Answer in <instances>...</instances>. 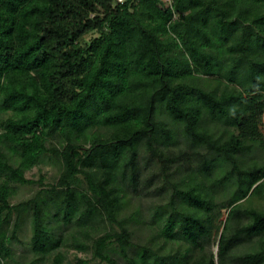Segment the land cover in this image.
Here are the masks:
<instances>
[{
	"label": "trees",
	"instance_id": "trees-1",
	"mask_svg": "<svg viewBox=\"0 0 264 264\" xmlns=\"http://www.w3.org/2000/svg\"><path fill=\"white\" fill-rule=\"evenodd\" d=\"M173 5L0 0V264H26L13 244L27 219L28 264H64L67 249L108 264L117 249L128 264H264V0ZM141 150L173 186L142 246L122 216ZM46 154L62 164L56 184L13 204Z\"/></svg>",
	"mask_w": 264,
	"mask_h": 264
},
{
	"label": "rangeland",
	"instance_id": "rangeland-1",
	"mask_svg": "<svg viewBox=\"0 0 264 264\" xmlns=\"http://www.w3.org/2000/svg\"><path fill=\"white\" fill-rule=\"evenodd\" d=\"M261 130L264 133V118ZM49 145L62 147L63 142L59 136H56L49 139ZM253 156L256 161L259 159V153H254ZM139 165L141 168V177L139 179V183L137 184V188H130L128 186V182L124 185V190L127 192V205L125 206L122 216L133 217L131 220L128 218V220L132 222L130 227L134 230L132 239L135 244L145 245V241H148L151 234L156 233L158 230L160 218L162 219L164 215L167 214L168 210H171L170 203L173 195V186L166 183L163 175L160 174L157 159L142 150L140 152ZM61 171L62 164L57 157H53L51 154H46L42 163L28 171L26 174L28 178L35 180L37 183L34 185H19L17 194L11 199L12 203L17 204L21 201L32 198L39 190L49 188L51 185L56 184ZM153 174L158 175L154 178L152 186H149L147 184L148 178ZM79 184L80 191L87 185L83 177H81ZM256 202L257 206L261 205L260 201ZM228 213L229 208L222 209L219 224L223 225L228 218ZM13 223L14 222H12V224ZM113 229L119 230V227L115 225ZM61 230L65 232L66 235H69L72 228L68 225L62 224ZM110 230H112V226H110V224L102 223L99 227L98 234H104L106 231ZM222 230L223 226L220 230H214L213 241L206 249L207 252H213L216 256H218L219 237ZM18 236L21 241H15L13 244L16 257L28 264L34 257L30 247L28 246V242L32 236V226L29 219H27L23 231H21ZM186 248V246H183V249ZM136 249H139L138 246L131 248L130 252ZM64 251L67 256L64 264H108L107 262L94 257V254L91 251L80 252L76 249H67ZM192 253H196L195 255H198L199 251L195 250ZM112 256L117 259L120 264H128L121 250L117 249L112 251ZM8 262L9 264H13V261L11 260ZM44 264H52V261H47Z\"/></svg>",
	"mask_w": 264,
	"mask_h": 264
},
{
	"label": "built area",
	"instance_id": "built-area-1",
	"mask_svg": "<svg viewBox=\"0 0 264 264\" xmlns=\"http://www.w3.org/2000/svg\"><path fill=\"white\" fill-rule=\"evenodd\" d=\"M120 1H123V0H120ZM163 2H165L168 6H170L171 8L174 7L173 5V0H162Z\"/></svg>",
	"mask_w": 264,
	"mask_h": 264
}]
</instances>
